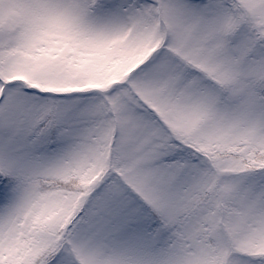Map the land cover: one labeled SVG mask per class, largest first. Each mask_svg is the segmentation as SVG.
<instances>
[{"label":"snow or ice","instance_id":"1","mask_svg":"<svg viewBox=\"0 0 264 264\" xmlns=\"http://www.w3.org/2000/svg\"><path fill=\"white\" fill-rule=\"evenodd\" d=\"M0 264H264V0H0Z\"/></svg>","mask_w":264,"mask_h":264}]
</instances>
